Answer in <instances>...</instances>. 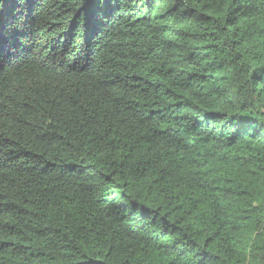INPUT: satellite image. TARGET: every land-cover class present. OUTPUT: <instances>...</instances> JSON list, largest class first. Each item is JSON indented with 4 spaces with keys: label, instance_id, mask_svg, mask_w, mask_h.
Here are the masks:
<instances>
[{
    "label": "trees",
    "instance_id": "1",
    "mask_svg": "<svg viewBox=\"0 0 264 264\" xmlns=\"http://www.w3.org/2000/svg\"><path fill=\"white\" fill-rule=\"evenodd\" d=\"M0 264H264V0H0Z\"/></svg>",
    "mask_w": 264,
    "mask_h": 264
}]
</instances>
